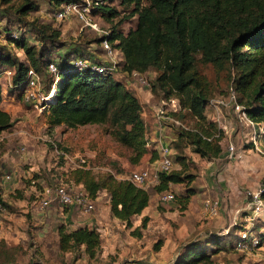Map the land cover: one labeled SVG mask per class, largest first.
<instances>
[{
    "label": "rangeland",
    "instance_id": "obj_1",
    "mask_svg": "<svg viewBox=\"0 0 264 264\" xmlns=\"http://www.w3.org/2000/svg\"><path fill=\"white\" fill-rule=\"evenodd\" d=\"M30 1L36 4V8L20 17V20H17L19 15L15 10L23 0L0 2V45L5 43L3 26L6 22L2 17L6 15L12 33L24 35L35 49L40 46L48 48L49 55L46 59L55 66L59 55L74 45L82 49L83 57L89 53L105 65L112 62L113 79L120 81L140 103L141 118L148 137L147 148L156 149L157 158L158 131L153 116L156 109L165 110L164 116L167 118L161 123L160 137L170 148L173 161L171 170L180 167L173 160L175 155H180L185 165L183 173L192 176L187 186L194 189L195 194L182 209L178 195L187 187L184 184L170 186L169 191L173 193L174 200L165 204L158 202L159 193L153 189L154 185L147 187L145 190L150 194V208L138 238L131 236L129 231L140 223L141 217L134 216L131 219L132 227L126 228L109 215L108 197L104 191L99 192L98 199L93 201L92 211L82 212L75 207L72 217L69 213L66 214L67 207L55 203L46 208L39 207L38 194L41 188L54 184L57 179H64L63 174L74 166L79 157L84 158L90 166L110 169L117 178L147 167L151 162L146 154L138 164L131 163L128 160L129 151L110 137L106 124L75 128L49 126L46 108L42 109V103L37 105L35 101H26L16 90L10 88L9 75L1 74V107L10 114L11 125L0 132V204L3 207L0 215V239L5 242L6 251L14 258L15 263L172 264L184 244L216 235L221 239L220 248L217 253L210 255L209 264H264V250L239 252L233 248L234 238L240 230L264 232V215H253L246 206L248 192L258 189L264 181V154L250 148L249 134L252 129L245 124L241 114L231 103L220 106L217 110L205 105V118L223 131V138L220 141L221 154L217 158L208 160L199 157L192 151L187 140L178 137V131L192 127L195 119L187 113L182 117L172 115L171 111L176 109V101L165 100L162 91L152 87L157 74L155 69L150 68L142 74H125L120 68L119 51L111 47L114 54L109 57L103 45L95 41L101 37L100 31L91 29L72 16L57 20L54 17L56 8L48 0ZM88 2L93 5L95 0ZM97 2L120 11L113 22L127 13L118 4V0ZM89 19L100 30L108 33L110 23L103 19L100 12L91 10ZM134 24L135 16L123 20L119 27L125 34L128 28H134ZM43 26L59 29L60 34L54 47L40 39L41 31H44V35L51 31ZM7 47L17 59H24L20 49ZM71 58L75 59L74 55L69 59ZM198 59L199 55H195L194 67L206 82L207 101L226 98L230 91L231 69L225 65L218 70L210 63L204 64ZM47 78L49 79L46 73H41L43 90L48 85ZM149 138L155 141L152 142ZM229 146H232L230 158L227 156ZM101 171L98 170L95 174L102 173ZM6 174L9 179L4 178ZM205 199L216 201L215 215H208L203 210L202 202ZM84 221L87 222L85 226L99 230L100 244L95 256L88 258L81 250L60 253L57 249L56 228L63 225L70 229L84 225ZM7 226H10L7 230L2 228ZM261 227L263 229L259 232ZM13 228L16 229L15 232L9 231ZM109 230H114V241L110 249L106 242ZM156 243L160 244L157 250L153 248ZM157 260L160 261L155 262Z\"/></svg>",
    "mask_w": 264,
    "mask_h": 264
},
{
    "label": "trees",
    "instance_id": "obj_2",
    "mask_svg": "<svg viewBox=\"0 0 264 264\" xmlns=\"http://www.w3.org/2000/svg\"><path fill=\"white\" fill-rule=\"evenodd\" d=\"M8 1L0 0L1 3ZM70 1L75 0H48L55 8ZM118 4L127 13L115 22L120 13L118 9L102 3L92 5V10L100 12L110 23L108 33L95 41L106 40L119 51L120 68L125 74H142L150 68L157 71L152 87L161 90L165 100L176 101L172 115L182 117L187 113L195 119L192 127L178 131V137L187 140L195 154L208 160L217 158L223 138V131L205 118L206 82L194 67L195 55H199L201 63H210L218 70L225 65L231 69L230 89L237 102L248 118L264 125V0H118ZM35 8V3L23 0L15 10L19 15L17 20ZM133 16L134 28L122 33L121 22ZM2 18L6 25L3 26L5 43L0 45V75L9 70L10 88L20 95L27 69L45 73L49 49L41 46L35 49L24 35L12 33L6 15ZM43 27L51 31L45 35L44 31H39L40 39L54 47L59 29ZM7 46L20 49L24 59H17ZM71 55L98 64L93 54L83 57L82 49L75 45L59 55L53 94L45 103L47 124L68 128L106 124L110 137L129 151L131 163L138 164L147 153L151 163L156 160V149L145 146L146 130L137 98L120 81L113 79L112 73H98L89 66L77 69L72 64L73 59H69ZM48 77L46 90L52 82ZM1 98L0 92V132L11 125L10 114L1 107ZM173 160L180 167L158 174L153 186L157 193L167 192L175 184L187 186L192 180L191 175L183 173V158L175 155ZM95 172L98 171L72 167L63 174L65 178L57 182L80 186L92 201L104 191L109 215L131 228V219L148 205L149 192L127 180L116 179L109 171ZM261 187L260 195L264 200V181ZM194 194L195 190L187 186L178 195L182 209ZM146 220L147 217L142 216L140 223L129 231L130 235L140 237ZM257 234L259 244H264V232ZM56 235L60 253L81 250L85 256L93 258L99 248L98 231L85 225L70 229L59 225ZM220 242L216 235L190 241L182 246L172 264H209L210 255L217 253ZM4 243L0 239V264H16ZM159 245L156 243L153 248L157 250Z\"/></svg>",
    "mask_w": 264,
    "mask_h": 264
},
{
    "label": "built area",
    "instance_id": "obj_3",
    "mask_svg": "<svg viewBox=\"0 0 264 264\" xmlns=\"http://www.w3.org/2000/svg\"><path fill=\"white\" fill-rule=\"evenodd\" d=\"M97 1L98 0H95L93 4H97ZM91 10L92 5L88 2V0L64 2L56 8L54 17L57 20H61L71 16L75 17L79 21L85 23L86 26L90 27L91 29L100 31L102 35H106V31L100 30L97 27L96 23L90 21L89 14ZM101 44L103 45V49L107 53V55L111 57L112 54H114V50L111 49L106 40H102ZM72 64L77 69H82L86 66H89L92 70L98 73H112L114 71V65L112 64V62L106 65L103 62H98V64H91L87 60L75 58L72 60ZM44 71L48 76L51 77L52 80L48 90H43V88L41 87V72L33 68L27 69L24 83L20 90V95L23 96L26 101H35L37 105L42 103V109L46 108L45 103L51 98V95L53 94V83L57 78V68L51 61H48L46 63ZM3 74L9 75L8 77H10L9 70L3 71ZM132 74L136 73L133 72ZM229 103H231L234 109L241 114L240 116L244 120L245 124L252 129L251 133L249 134L250 148L264 154V125L255 123L247 117L242 105L237 103L235 94L231 89L226 98L208 100L206 105L211 106L217 110L220 106H226ZM164 115L165 110L163 108L155 110L153 118L158 131L156 144L158 146L159 157L152 163H150L147 167L133 170L127 176L119 178H117L116 175H114V173H112V171H110V169L108 168L101 169L99 167L90 166L88 162L82 157H79L77 159L73 167H82L88 169L90 168L93 171H109L116 179L127 180L135 187L141 189H146L150 185L156 184L158 174L160 172L169 171L173 164L170 156V148L168 144H165L160 137L161 123L167 118ZM145 146H148L147 140ZM231 154L232 146H229L227 149V156L230 158ZM4 178L9 179V175L6 174ZM261 190L262 187L260 186L258 189L248 192V202L246 206L250 210V212L256 216L264 215V200L260 195ZM173 198L174 197L172 192H161L158 195V202L160 204H165L173 201ZM52 203H55L62 207L73 205L81 209L82 212H90L94 208L93 201L86 196L85 192L81 189L80 186L72 187L69 184H62L58 182H55L54 184L49 186L42 187L40 193L38 194L39 207L46 208ZM216 205V201H211L209 199H205L202 202V208L203 210H205V212H207L208 215L216 214ZM2 212L3 207L0 204V215ZM233 248L239 252H249L253 249L264 250V244H259V237L256 232L242 229L236 235L233 243ZM262 261L264 262V252L262 254Z\"/></svg>",
    "mask_w": 264,
    "mask_h": 264
},
{
    "label": "crops",
    "instance_id": "obj_4",
    "mask_svg": "<svg viewBox=\"0 0 264 264\" xmlns=\"http://www.w3.org/2000/svg\"><path fill=\"white\" fill-rule=\"evenodd\" d=\"M3 110H5V109H3ZM6 112H8L7 110H5ZM141 115H142V113H141ZM154 121V120H153ZM144 122V121H143ZM145 138H146V140L148 139V137H147V135H146V133H145ZM152 142H154L155 141V139H151V138H149ZM147 144H148V140H147ZM148 146H149V144H148ZM147 146V147H148ZM155 147V146H154ZM148 149V148H147ZM147 155H149V153H147ZM98 199V196L95 198V200L94 201H96ZM149 208H150V200H149V203H148V205L141 211V213L139 214V215H135V216H140V217H142V216H145V215H147L148 214V210H149ZM75 206H73V205H71V206H67V215H68V213L70 214V216L72 217V215L73 214H75ZM7 219H9L8 217H7ZM80 223H78V225H79ZM83 224L84 225H86L87 224V222L86 221H84L83 222ZM79 226H83V225H79ZM120 226H122V225H120ZM10 226H7V227H2L3 229H6L7 230V228H9ZM263 229V227H261L260 228V230L259 231H261ZM5 231V230H4ZM9 231H16V229L15 228H13L12 230L11 229H9ZM99 231V230H98ZM113 234H114V230H109L108 231V234L106 235V242H107V244H108V249H110L112 246H111V244H112V242L114 241V239H113ZM4 237V236H3ZM4 239H5V237H4ZM160 260H157V261H155V262H159Z\"/></svg>",
    "mask_w": 264,
    "mask_h": 264
}]
</instances>
